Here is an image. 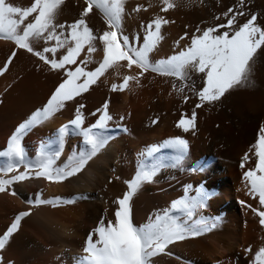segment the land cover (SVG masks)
<instances>
[{"label":"bare ground","instance_id":"6f19581e","mask_svg":"<svg viewBox=\"0 0 264 264\" xmlns=\"http://www.w3.org/2000/svg\"><path fill=\"white\" fill-rule=\"evenodd\" d=\"M9 2L24 7L30 5L31 0ZM235 3L236 0H198L190 7L179 3L167 13H160L158 0H127L123 28L129 34L139 32L142 42L141 25L147 24L154 15H163L170 23L162 27L164 38L151 58H166L188 42L197 26L202 29L224 23L221 13ZM137 4L142 5L141 11L128 15ZM82 7L83 0H64L57 22L72 23ZM245 11L257 13L259 22L264 24V0H247ZM214 16L220 19L213 20ZM87 22L94 31L104 30L103 21L95 10ZM185 33L188 36L180 40ZM177 40H180L179 46L174 48ZM52 43L49 42V46ZM39 46H43V41ZM14 47L10 41L0 40V67ZM92 57L98 61L102 50ZM94 67L95 63H90L87 70ZM121 73L130 74V71L121 69ZM61 78L62 73L50 71L30 53L17 50L8 68L0 73V150L15 127L42 107ZM250 79L251 86L233 89L220 102L196 109L194 133L183 132L176 127V122L181 113L186 118L191 116L195 96L186 89L189 100L182 101L172 90V78L155 73L140 77L139 86L129 82L125 91L113 92L110 86L113 82L120 83L121 76H113L108 71L96 84L90 85L87 92L74 101L65 102V107L50 121L24 137L22 143L29 157L35 155L39 144L60 124L72 118L78 104L84 105L81 111L87 126L95 121L90 113L107 101V110L112 116L108 130L114 139L81 173L62 183L52 184L42 177L29 178L11 186L16 195H9L8 190L0 192V234L19 212L31 209L30 214L21 219L5 248L0 250V264H73V257L80 254L87 234L96 226L105 208L111 217L112 201L127 190L124 181L135 174L139 154L146 152L149 146L176 136L188 142L186 159L182 166L163 169L153 183L142 185L130 201L131 218L137 225L145 222L149 214L168 208L173 200L180 199L187 185L191 195L196 194L197 188L212 193L199 215L218 218V224L201 236L169 245L167 251L171 255L154 257V264H249L250 256L245 255L244 248L250 245L254 254L264 243V229L251 211L258 207V200L246 194V183L242 179L243 171L254 166V157L245 161L244 168L240 164L245 153L252 156L250 145L264 125V51L258 50ZM196 86L197 90L202 86L199 79ZM152 120L157 122L152 124ZM79 142V137H67L58 163L72 153L74 146L79 151ZM160 154L171 155L168 150H161ZM37 191L42 193L43 199L54 196L70 199L77 195L85 198L56 207L28 205L26 201L34 199Z\"/></svg>","mask_w":264,"mask_h":264},{"label":"snow or ice","instance_id":"6c2138e0","mask_svg":"<svg viewBox=\"0 0 264 264\" xmlns=\"http://www.w3.org/2000/svg\"><path fill=\"white\" fill-rule=\"evenodd\" d=\"M197 2L158 0L159 12L167 13L179 3L190 7ZM63 4L64 0H31L30 5L21 7L9 0H0V40L10 41L15 46L0 67V73L8 68L17 50L30 53L50 71L62 73L47 101L15 127L7 137L5 147L0 150V192L8 190L9 195H16L11 190L14 183L29 178L42 177L52 184H59L76 176L114 139L108 130L112 116L105 101L90 113L95 121L87 126L81 111L84 105L78 104L72 118L60 124L49 138L42 141L35 149L34 156L27 155L22 143L31 130L50 121L65 107V102L74 101L75 97L87 92L90 85L96 84L106 72L121 76L120 83L111 84L110 90L113 92L125 91L129 82L139 86L140 77L149 72L172 78V90L181 96L182 101L189 100L185 90L191 91L196 98L194 109L187 118L181 113L176 127L183 132L191 130L194 133L196 109L220 102L233 89L251 86L252 64L258 50L264 51V24L259 22L257 13L245 11L247 0H236L232 7L221 13L224 23L202 29L197 26L182 48L156 60L151 58V54L164 38L162 27L170 23L163 15H154L147 24L141 25V42L139 32L129 34L123 28L127 0H83L78 18L68 24L57 22ZM141 9L142 5L137 4L128 15ZM93 10L99 13L103 21V31H94L87 22ZM218 19L220 17H213V20ZM185 36L188 33L180 40H184ZM180 40L173 43L174 48H178ZM41 41L42 47L39 46ZM49 42H53L51 46ZM98 50H102V57L94 61L92 54ZM90 63H95V67L87 70ZM121 69L129 70L130 74H122ZM133 69L134 72L131 71ZM196 79L202 84L198 90ZM156 122L151 121L152 124ZM69 136L80 138L79 151L74 146L72 153L58 163ZM250 148L253 150L252 156L245 153L240 167L244 168L245 161L253 157L255 163L243 171L242 179L246 183V194L258 200V207L251 208V211L258 217L261 229H264V125L259 128ZM161 150H168L171 155L160 154ZM187 153L188 142L180 136L149 146L146 152L140 153L135 174L124 181L127 190L112 201L111 217L108 216V208H105L96 226L87 234L80 254L73 257V264H154V257L171 255L167 251L169 245L201 236L210 228H215L218 218L199 215L206 208L212 193L197 188L196 194L191 195V188L187 185L180 199L173 200L168 208L149 214L145 222L137 225L131 218L130 201L142 185L153 183L154 177L163 169L182 166ZM84 198L77 195L70 199L60 196L43 199L42 193L37 191L34 199L29 198L26 203L30 206L56 207ZM240 203L243 204V201ZM30 211L29 208L28 211L19 212L0 234V250L5 248L21 219L28 216ZM244 253L250 256L249 264H264V243L254 254L250 245L244 248Z\"/></svg>","mask_w":264,"mask_h":264}]
</instances>
